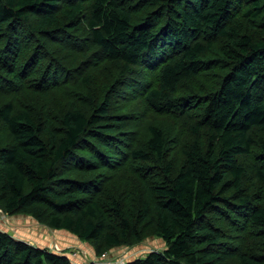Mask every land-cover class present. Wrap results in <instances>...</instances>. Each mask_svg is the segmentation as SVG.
<instances>
[{
	"label": "trees",
	"instance_id": "trees-1",
	"mask_svg": "<svg viewBox=\"0 0 264 264\" xmlns=\"http://www.w3.org/2000/svg\"><path fill=\"white\" fill-rule=\"evenodd\" d=\"M0 209L264 264V0H0ZM0 264L73 262L0 230Z\"/></svg>",
	"mask_w": 264,
	"mask_h": 264
},
{
	"label": "crops",
	"instance_id": "crops-1",
	"mask_svg": "<svg viewBox=\"0 0 264 264\" xmlns=\"http://www.w3.org/2000/svg\"><path fill=\"white\" fill-rule=\"evenodd\" d=\"M0 216L4 218L5 220L4 223L7 224L3 226L5 230L1 228L0 230L9 232L15 238L24 240L26 242H29L30 244H33V245L37 244L40 247L50 248L48 247V245L51 243L52 237H53L51 236L52 235L51 230H47L46 228L40 226L34 218L30 216H26V215L9 216L8 218H6L5 214L3 215L0 214ZM57 234H58V237L61 238V242H62L61 244H65L64 246L66 245L69 246L72 244H79V246L83 245L84 247V246H87L86 244H88V243L82 242L81 240H79L80 242H76L74 238L75 236L69 235L65 233L64 231H58ZM87 248H88L87 251L92 256L96 255V253L94 252L92 248H90L89 246Z\"/></svg>",
	"mask_w": 264,
	"mask_h": 264
},
{
	"label": "rangeland",
	"instance_id": "rangeland-1",
	"mask_svg": "<svg viewBox=\"0 0 264 264\" xmlns=\"http://www.w3.org/2000/svg\"><path fill=\"white\" fill-rule=\"evenodd\" d=\"M138 74L139 73L137 72L135 74V77ZM136 80H140V79H136ZM185 137H187L186 134H185ZM176 140H177L176 142L172 143V148L174 149L175 152L177 151L178 147L181 144H183V142L180 139L177 138ZM1 210L2 209H0V214L1 215L5 214L3 212V210H2V212H1ZM5 216H6V218H8L10 215L7 216V214H5ZM4 221H5L4 218L1 217L0 218V224H1L0 228L3 229V230H5L3 226L7 225V224L4 223ZM39 225L44 227V228H46L47 230H51V232H52V235H51V236H53L52 237V241L48 245V247H50V248L52 246H54L55 243H57L60 247H63V248L68 247V248L74 249V250L83 249V250L87 251L88 250L87 247L89 246L90 248H92L94 250L93 246L90 243L86 244L87 246H84V247H83V245L79 246V244H72V245H69V246H67V245L64 246L65 244H61L62 243L61 242V238L58 237V234H57L58 231H56L54 229H50V228H48L47 226H45L43 224H39ZM64 232L69 234V235H72L68 231H64ZM74 238H75L76 242H80L77 237H74ZM80 244H82V243H80ZM163 246H165V242L161 238H158V237H156L154 235H151V236L147 237L142 243H140V244H138L136 246L117 248V249L112 250L111 252L109 251V254H110L111 257L112 256L113 257L114 256H117V257H123L124 256L127 259L126 262H130V261H133V260H135L137 258L143 257L144 255L148 254V252H150L152 249H163L162 248Z\"/></svg>",
	"mask_w": 264,
	"mask_h": 264
},
{
	"label": "built area",
	"instance_id": "built-area-1",
	"mask_svg": "<svg viewBox=\"0 0 264 264\" xmlns=\"http://www.w3.org/2000/svg\"><path fill=\"white\" fill-rule=\"evenodd\" d=\"M2 212V210H1ZM51 251L66 256L69 258L73 264H125L127 259L126 257H117V256H110L109 253H104L100 256L95 255L92 256L88 251L79 249L74 250L70 248H63L60 247L57 243L52 246ZM154 251V249L152 250Z\"/></svg>",
	"mask_w": 264,
	"mask_h": 264
}]
</instances>
